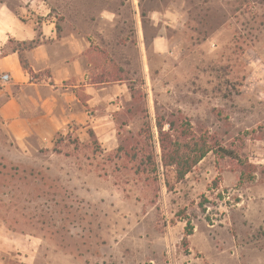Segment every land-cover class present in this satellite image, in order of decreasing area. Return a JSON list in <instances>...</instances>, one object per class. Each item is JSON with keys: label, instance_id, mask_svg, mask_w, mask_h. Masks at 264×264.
I'll return each mask as SVG.
<instances>
[{"label": "rangeland", "instance_id": "374dc122", "mask_svg": "<svg viewBox=\"0 0 264 264\" xmlns=\"http://www.w3.org/2000/svg\"><path fill=\"white\" fill-rule=\"evenodd\" d=\"M142 3L182 6L186 24L168 27L175 41L150 52L146 77L134 47L117 50L119 61L133 59L126 78L137 92L132 101L119 89L115 140L103 148L95 138L87 146L60 140L65 153L81 150L80 158L100 170L87 172L85 187L47 172L46 153L31 162L9 160L0 126V231L19 240L22 257L14 264L27 261L32 240L34 264H264V0ZM48 4L57 23L68 21L71 30L106 6L103 0ZM181 114L194 133L206 131L236 158L211 152L183 182L174 167L166 169L165 182L149 171L141 164L156 150L143 131L148 117ZM188 218L194 233L186 248Z\"/></svg>", "mask_w": 264, "mask_h": 264}, {"label": "crops", "instance_id": "0c3cea01", "mask_svg": "<svg viewBox=\"0 0 264 264\" xmlns=\"http://www.w3.org/2000/svg\"><path fill=\"white\" fill-rule=\"evenodd\" d=\"M103 1L106 6L91 18L93 24L79 20L76 30L68 28V21L57 23L48 0H21L20 10L0 2V126L11 145L5 156L18 163L46 153L44 159L51 161L46 171L65 174L66 182L78 187H85L87 172L96 173V165H87L81 150L65 153L63 137L81 146L95 138L103 148L117 138L119 89L130 92L132 101L136 98L126 78L133 59L119 61L117 50L134 47L146 77L150 52H164L176 38L169 28L182 30L187 20L182 6L174 4ZM30 8L35 13L24 15ZM90 23L93 32L87 30ZM20 49L29 69L23 66ZM4 74L9 75L7 82L1 80ZM32 168L42 170L35 164ZM32 242L24 264H34ZM21 253L19 240L0 231V264H14Z\"/></svg>", "mask_w": 264, "mask_h": 264}, {"label": "trees", "instance_id": "16d2710c", "mask_svg": "<svg viewBox=\"0 0 264 264\" xmlns=\"http://www.w3.org/2000/svg\"><path fill=\"white\" fill-rule=\"evenodd\" d=\"M19 52L23 66L29 69L30 66L25 59L24 52L22 49ZM143 131L149 141H155L156 150L142 157L141 164L147 166L149 171L158 172L164 182L166 181L165 171L168 167H174L177 181L183 182L211 152L217 158H236L234 150L214 140V137L206 131L200 134L194 133L191 120L182 114L175 120H167L163 116L152 119L148 117ZM91 135L94 136V133L91 132ZM138 157V154L134 152L132 159L137 160ZM193 233L194 226L188 218L183 240L186 248L189 246V238Z\"/></svg>", "mask_w": 264, "mask_h": 264}, {"label": "built area", "instance_id": "2783aa9c", "mask_svg": "<svg viewBox=\"0 0 264 264\" xmlns=\"http://www.w3.org/2000/svg\"><path fill=\"white\" fill-rule=\"evenodd\" d=\"M2 81L7 82L9 80V75L8 74H4L1 78Z\"/></svg>", "mask_w": 264, "mask_h": 264}]
</instances>
